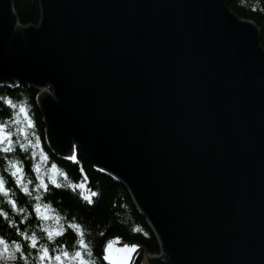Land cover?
<instances>
[{"label":"water","instance_id":"1","mask_svg":"<svg viewBox=\"0 0 264 264\" xmlns=\"http://www.w3.org/2000/svg\"><path fill=\"white\" fill-rule=\"evenodd\" d=\"M13 2L0 84L40 89L55 152L128 189L161 250L144 264H264L258 27L230 0H39L38 26Z\"/></svg>","mask_w":264,"mask_h":264},{"label":"trees","instance_id":"2","mask_svg":"<svg viewBox=\"0 0 264 264\" xmlns=\"http://www.w3.org/2000/svg\"><path fill=\"white\" fill-rule=\"evenodd\" d=\"M14 12L21 26H38L41 21V7L39 0H14ZM228 8L240 19L253 22L260 31V43L264 49V0H230ZM40 89L26 85L10 86L0 84V121L9 125L14 137L17 135L13 120L20 121V127H24L27 138L31 139L32 146L27 145L23 134L18 136L17 143H25V149L17 148L13 153H0V170H7L8 159L18 164L24 170L22 182L28 185L32 191L31 195H25L17 191L18 186L13 179H7V188L13 198H17L18 206L24 207V213L13 212L10 206L0 197V207L8 211V219L13 221L12 225L5 223L0 217V235H4L8 241L20 239L15 231L18 226L22 231H36L38 236L44 234L37 228L51 227L54 232L59 226L63 235L55 237V245L61 250L66 247L73 249L78 242L81 230L84 239L91 249L93 264H109L102 261V246L108 241L120 240L126 244H136V252L132 264H144V253L159 255L161 253L158 239L150 227L145 216H143L135 205L128 189L112 175L95 168L87 157V154L75 149V160L63 157L55 152L49 143L45 117L39 105L38 97ZM11 99L17 105L16 109L7 106V100ZM20 106L25 108L24 114H19ZM29 120L31 125L29 126ZM52 165H56L52 169ZM38 166L39 175L45 178L48 190L37 189L36 176L32 168ZM55 174L61 187L57 188L47 181V174ZM80 187L74 191L70 185ZM83 193L81 195L80 193ZM92 193L96 195L93 196ZM40 195L43 202L50 205L49 208H42L52 219L40 221L34 211L29 212L28 205L34 202L35 196ZM89 197L93 203H88L84 197ZM23 197V198H19ZM25 220L26 223H20ZM76 223L80 229L69 228V224ZM40 243L48 244V241L41 239ZM26 252L31 250L25 245ZM7 264H11L8 261ZM29 264H32L31 256ZM64 264H78L71 260H65Z\"/></svg>","mask_w":264,"mask_h":264},{"label":"snow or ice","instance_id":"3","mask_svg":"<svg viewBox=\"0 0 264 264\" xmlns=\"http://www.w3.org/2000/svg\"><path fill=\"white\" fill-rule=\"evenodd\" d=\"M7 106H10L12 109H16L17 105L13 103L11 99L7 100ZM25 108L20 106L19 114H24ZM12 124L17 126L16 133L17 135L14 137V133L12 130H9V125L6 122L0 121V153L10 154L13 153L17 148L25 149V143H17L16 140L20 134H23L24 138L27 140V145L32 146L33 142L31 139L27 138V133L24 127H20V121L18 119L13 120ZM31 125V121L29 120V126ZM69 159H74V157H69ZM9 168L7 170H0V197L4 198V201L10 206L11 210L16 213H24L25 208L18 206L17 198H13L10 190L7 188V179H13L15 185L18 186L17 191L24 193L25 195H31L32 191L28 185H31L33 182L28 181V184L25 185L22 182V176L24 170L18 167V164L11 159L7 160ZM33 170L38 173L36 176V180L38 183L36 184L37 189L48 190V184L45 181L43 176L39 175L40 169L38 166H32ZM56 165H52V169H55ZM47 181L50 182L51 185H55L57 188L61 187V184L58 183L57 175L48 173ZM72 189L75 191L78 185L72 184L70 185ZM83 195V193H80ZM95 196V193H92ZM23 198V197H19ZM84 199L88 203H93V201L85 196ZM50 205L43 202L42 197L40 195H36L34 202L28 205L29 212L31 214L32 211L39 217L40 221H47L52 219L46 212H42V208H49ZM8 211H5L3 207H0V217H2L8 225H12L13 221L8 219ZM20 223H26L25 220H21ZM37 228L44 234L43 236H38L36 231H31L29 234L27 231H22L18 226L15 227V231L20 239H13L8 241L4 235H0V264H7L8 261H11V264H29V257L31 256L32 264H64V261L71 260L73 262H77L78 264H93L91 257L93 255L91 249H89L86 240L83 238L84 233L81 230L80 239L77 243L73 245V249L70 251L66 247L61 250L60 246L49 247V244L55 245V237L63 235L60 231L59 226L54 230L51 227L40 228V224H37ZM69 228L80 229L81 226L76 223L69 224ZM41 239H45L48 241V244L40 243ZM108 244H111L112 241H108ZM25 245L30 252H26ZM136 244H126L124 245V249L127 250L128 255L137 248ZM102 261H109L111 258L108 255V248L106 246H102ZM124 264H127V258H125Z\"/></svg>","mask_w":264,"mask_h":264},{"label":"rangeland","instance_id":"4","mask_svg":"<svg viewBox=\"0 0 264 264\" xmlns=\"http://www.w3.org/2000/svg\"><path fill=\"white\" fill-rule=\"evenodd\" d=\"M48 91L50 92V90ZM71 157H74L72 160H75V154ZM124 245H126V243L120 240H113L111 244L106 245L108 248V255L111 258L107 261L109 264H124L125 258H127V264L131 263V258L132 256L134 258L135 254L133 255V253L137 250V248L131 253V255H128L127 250L124 249Z\"/></svg>","mask_w":264,"mask_h":264}]
</instances>
